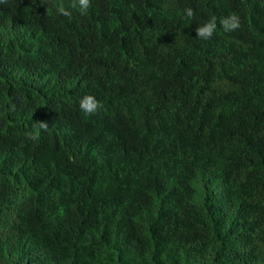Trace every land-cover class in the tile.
I'll use <instances>...</instances> for the list:
<instances>
[{
	"label": "trees",
	"instance_id": "obj_1",
	"mask_svg": "<svg viewBox=\"0 0 264 264\" xmlns=\"http://www.w3.org/2000/svg\"><path fill=\"white\" fill-rule=\"evenodd\" d=\"M71 3L0 2V264H264V0Z\"/></svg>",
	"mask_w": 264,
	"mask_h": 264
},
{
	"label": "clouds",
	"instance_id": "obj_2",
	"mask_svg": "<svg viewBox=\"0 0 264 264\" xmlns=\"http://www.w3.org/2000/svg\"><path fill=\"white\" fill-rule=\"evenodd\" d=\"M0 2H5V0H0ZM72 8L79 7L81 13L87 11L90 6V0H72L70 5ZM56 12L63 16H69L71 13L66 10L63 3H58L56 6ZM183 15L185 18H191L194 16V10L191 7H187L183 10ZM220 25L225 32L234 31L240 27V18L237 14L233 13L227 17H224L220 21ZM217 22L216 18L213 17L210 20L204 22L202 25L196 27L195 34L196 38L203 40H208L212 37L213 33L216 31ZM101 107L100 102L96 100L94 96L86 95L79 100V109L85 115L94 114ZM37 128L46 130L48 125L46 123H35Z\"/></svg>",
	"mask_w": 264,
	"mask_h": 264
}]
</instances>
